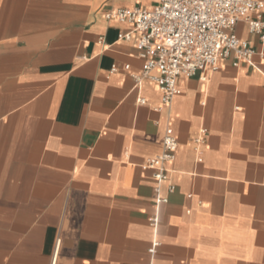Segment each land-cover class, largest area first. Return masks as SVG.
<instances>
[{
  "label": "crops",
  "instance_id": "0c3cea01",
  "mask_svg": "<svg viewBox=\"0 0 264 264\" xmlns=\"http://www.w3.org/2000/svg\"><path fill=\"white\" fill-rule=\"evenodd\" d=\"M157 1L0 0V264H264V45L238 22L253 65L179 76L163 105L105 17Z\"/></svg>",
  "mask_w": 264,
  "mask_h": 264
},
{
  "label": "built area",
  "instance_id": "2783aa9c",
  "mask_svg": "<svg viewBox=\"0 0 264 264\" xmlns=\"http://www.w3.org/2000/svg\"><path fill=\"white\" fill-rule=\"evenodd\" d=\"M105 17L132 24V30L138 34L139 56L144 61L141 72L133 77L136 82L143 78L157 82L163 105L178 93L179 76H193L205 67L215 70L221 59L231 58L234 66L241 60L253 65L256 50L248 41L235 36L238 22L245 21L249 31L257 34L264 45V0H158L152 8H118ZM118 36L129 39L130 33L121 32ZM124 69L128 70L129 64ZM112 70H118L116 64H112ZM137 102L146 104L147 100L139 97ZM200 133L204 135L205 129ZM195 141L203 142V136ZM162 145V152L147 160V165L155 169L158 195L159 183L167 177L164 164L174 159L177 138L166 134ZM166 201L158 196L155 203ZM150 223L157 225V215L151 217ZM157 245L153 242L149 251L153 252Z\"/></svg>",
  "mask_w": 264,
  "mask_h": 264
}]
</instances>
